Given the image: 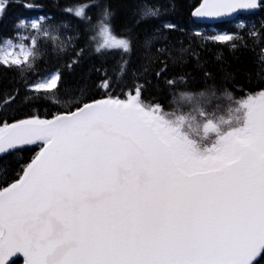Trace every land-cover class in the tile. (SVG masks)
I'll return each instance as SVG.
<instances>
[{"label":"snow or ice","instance_id":"snow-or-ice-1","mask_svg":"<svg viewBox=\"0 0 264 264\" xmlns=\"http://www.w3.org/2000/svg\"><path fill=\"white\" fill-rule=\"evenodd\" d=\"M17 5L36 12L46 7L39 0H0V22ZM57 7L77 23L51 15L17 17L13 35L17 29L27 34L19 43L4 38L0 52V70L35 71L51 38L52 69L27 85L37 100L53 94L65 73L92 55L88 37L77 44L75 36L53 35L62 29L79 35L82 22L86 33L98 31L104 42L95 54L103 60L109 50L118 52L121 72L131 60L135 33L126 28L123 38L112 34L114 11L106 3ZM93 8L100 9L95 21ZM241 12L264 13V0H196L187 15L193 22L225 23ZM157 15L144 9L136 24ZM143 32L145 63L132 75L151 69L147 81L113 82L106 67L93 66L85 79L95 71L96 81L68 108L41 113L0 107V264L17 252L22 264H264V85L247 91L233 83L243 93L239 98L223 85L219 95L215 85L181 91L190 107L166 111L160 102L146 101L144 92L152 78L170 92L187 87L190 73H166L187 63L188 48L177 49L170 37L192 33L169 21L144 23ZM250 35L264 40V31ZM206 39L232 37L225 32ZM192 55L194 67L202 68L199 54ZM211 75L202 71L205 80ZM225 78L232 82L235 73ZM224 104L238 115L222 128L215 115ZM194 130L207 143L198 142Z\"/></svg>","mask_w":264,"mask_h":264},{"label":"trees","instance_id":"trees-1","mask_svg":"<svg viewBox=\"0 0 264 264\" xmlns=\"http://www.w3.org/2000/svg\"><path fill=\"white\" fill-rule=\"evenodd\" d=\"M46 5L42 12H37L40 15H51L57 22L64 21L70 25L77 23L73 15L62 14L58 10L60 7H73L84 3L85 0H39ZM196 0H101V3H106L110 11H114L112 20V34L117 38H123V30L132 28L135 33L133 40L131 60L126 65L124 72H121V66L124 64L123 58L118 52L110 51V54L101 59L95 54V48L100 44V33L85 32V25L81 22L79 24L80 33L77 35L74 31L72 36H75V42L82 44L85 37H88L90 47L89 53H92L83 64L78 66L75 72L65 73V78L61 86L54 90L47 98L39 100L31 98L30 92L27 90V85L42 79L46 76L47 72L53 67V54L50 45H47L48 52L46 55L39 57L34 63L33 70H21L13 68L7 72L0 70V107H7L9 110L12 108H19L23 111H28L32 108H38L41 113L45 110L55 111L58 109L70 107L76 99L82 94L84 86H91L92 82L96 81L98 74L93 71L91 76L86 80L85 71L93 66L106 67L109 76L113 82L119 78L123 82L131 84L134 79L140 81H147L151 77V69L145 72L143 76L133 77L132 73H140L145 63L140 55L143 49V42L145 33L143 32V24L151 23L158 24L161 21H169L177 23L186 29V32L192 33L191 36L174 33L173 39L175 47L188 48L186 53L187 63L183 69L176 67L170 68L166 73L168 76L178 75L181 72L190 73L187 79V87L178 85L177 88L170 92L161 80L152 78V82L147 84L144 92L146 101L160 102L166 111H173L177 107L184 108L190 107L187 101L180 99L178 93L181 91H202L207 85H215L217 95L221 89V85L227 87L234 95L239 98L243 95L242 92L233 88V83L243 85L247 91H255L261 85H264V64L260 63L261 57L260 49L264 48V40H258L250 35L251 31H264L260 28L261 20H264V13L255 12L247 16L239 15L235 20L241 18L245 21L246 25L243 28L234 27V20L225 23H218L212 26H203L193 22L189 19L187 13L189 6L194 4ZM151 9L158 15L149 17L140 24H136L137 18L140 16L142 10ZM100 9H91L92 19H98ZM31 13L21 7L13 6L3 22H0V43L4 38H12L13 28L12 24L17 17H29ZM217 29L219 32L230 33L232 39L227 43H218L207 40L206 37L210 33L205 32L199 38L194 36L196 29L211 28ZM235 45V47H232ZM102 51H104L102 49ZM192 53L199 54V60L202 62L203 67H194L196 57ZM87 55V53H86ZM179 55V53H174ZM206 69L211 72V78L205 80L202 76V71ZM239 69V71H237ZM235 73V79L229 82L226 79V74ZM15 95V99L11 104L7 103L8 98ZM28 96L30 98L25 99ZM232 116L229 113L227 104L222 105L221 109L216 113L215 118L221 121V126L228 122ZM193 136L200 139L199 131L194 130ZM24 154H20L22 157ZM20 157H14L18 159ZM11 264H22L21 259H15Z\"/></svg>","mask_w":264,"mask_h":264},{"label":"rangeland","instance_id":"rangeland-1","mask_svg":"<svg viewBox=\"0 0 264 264\" xmlns=\"http://www.w3.org/2000/svg\"><path fill=\"white\" fill-rule=\"evenodd\" d=\"M29 13H31V16L26 17V18H31V17H35L37 15H40V14H37V12H33V11H30ZM234 21H235L234 22V27H236V28H240V27H238V25L240 23H243L244 25H246L245 21L243 19H241V18H238L237 20H234ZM15 31H16L17 34L14 35L11 39H12L13 43H19L20 42V36L26 35L27 33L24 30H19V29L15 30ZM195 31H200L201 34H205V32H207V33H210L211 35L223 33V32L217 31V29H214L213 27H211V28H205V29H201L200 28V29H196ZM72 32H73L72 27H69V28H66V29H62L61 32H59V33H54L53 35L58 36L59 39L66 40L70 36H72ZM100 36H101V38H100V44H103L104 37H103L102 34H100ZM218 43L224 44V43H227V42H218ZM47 45H50V47L53 48V45H52V42H51V38L48 39ZM3 48H4V40L0 43V52L3 51Z\"/></svg>","mask_w":264,"mask_h":264},{"label":"water","instance_id":"water-1","mask_svg":"<svg viewBox=\"0 0 264 264\" xmlns=\"http://www.w3.org/2000/svg\"><path fill=\"white\" fill-rule=\"evenodd\" d=\"M36 12V11H35ZM251 13H247V12H241L237 15H249ZM237 15H234L231 19L227 20L226 22L228 21H231L233 20ZM195 23L199 24V25H205V26H211V25H215V24H218V23H209V22H200V21H196ZM15 259H21L22 262L24 260V257L22 256L21 253L17 252L15 253L13 256H11L7 261H6V264H11Z\"/></svg>","mask_w":264,"mask_h":264},{"label":"clouds","instance_id":"clouds-1","mask_svg":"<svg viewBox=\"0 0 264 264\" xmlns=\"http://www.w3.org/2000/svg\"><path fill=\"white\" fill-rule=\"evenodd\" d=\"M238 115V113H232V116H231V118H230V120L231 121H235V117ZM222 128L223 127H225V125H223V126H221ZM198 142H200V143H207V138H205L203 141H200L199 139H198Z\"/></svg>","mask_w":264,"mask_h":264}]
</instances>
